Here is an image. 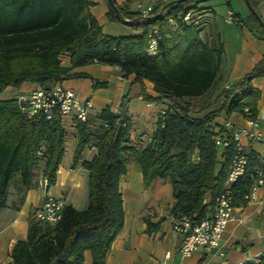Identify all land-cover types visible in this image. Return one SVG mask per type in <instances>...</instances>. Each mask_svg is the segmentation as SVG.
<instances>
[{
	"label": "trees",
	"instance_id": "trees-1",
	"mask_svg": "<svg viewBox=\"0 0 264 264\" xmlns=\"http://www.w3.org/2000/svg\"><path fill=\"white\" fill-rule=\"evenodd\" d=\"M168 1L156 0L151 5L149 15L155 16L153 19L116 2L122 17L128 20L117 17L109 5L107 17L138 30L160 22L164 15H156L162 10L166 14L199 11L197 0L175 1L163 8ZM259 1L248 0L255 11ZM196 20L184 26L180 38L171 40V48L162 41L163 50L149 55L144 50L145 34H104L88 10V0H0V91L24 81L48 88L62 77H87L83 72H71L72 68L99 62L133 73L134 82L142 89V80H149L157 95L152 97L142 90L143 99L166 104L152 140L138 148L128 144L131 123L125 98L115 110L105 106L85 120L75 119L78 141L71 166L77 165L89 144L97 150L91 160L82 161L87 170V205L83 209L63 205L60 218L53 224L39 220L32 212L26 237L12 246V264H82L86 250L92 264H105L106 253L123 228L119 180L132 159L140 166L145 188L156 178L171 184V215L182 213L196 224L211 210L228 173L233 142L223 147L218 160L215 123L209 121L220 112L256 117L260 93L251 81L264 75V57L224 87L211 109L192 115L190 104L183 98L201 97L212 87L223 51L222 44L210 45L200 38ZM234 23L243 24L264 39V28L252 13L244 19L238 17ZM64 52L69 55V66L60 63L59 56ZM106 84L95 82V86ZM23 104L18 99H0V208L16 174L24 187L35 184L33 170L38 163H42L47 186L53 184L63 155L65 130L56 109L50 118L42 111L28 116L22 111ZM248 154L254 161L253 152ZM251 185L252 180L244 176L232 184L235 204L245 203L244 195ZM205 195L207 202L203 201ZM144 219L148 234L159 229L161 219ZM204 260L201 256L197 264H204ZM242 264H264V255L259 261L245 260Z\"/></svg>",
	"mask_w": 264,
	"mask_h": 264
},
{
	"label": "crops",
	"instance_id": "crops-1",
	"mask_svg": "<svg viewBox=\"0 0 264 264\" xmlns=\"http://www.w3.org/2000/svg\"><path fill=\"white\" fill-rule=\"evenodd\" d=\"M117 5L128 11L138 12L156 0H114ZM167 1V0H162ZM196 23L199 36L210 45L222 44L220 70L212 87L214 99L222 89L249 72L257 61L264 57V39L258 37L243 24L225 20L228 12L241 19L251 12L245 0H197ZM226 5L224 9V5ZM88 10L101 25L106 35L130 36L137 34L132 26L124 22L110 21L107 17L109 6L105 0H88ZM257 12L264 20V0H260ZM60 63L69 66V55L59 56ZM71 72H83L87 77H62L58 81L69 87L80 97L91 99L94 114L105 106L115 110L121 100H127L125 111L130 116L128 144L137 148L148 143L157 129V113L165 109L163 102L147 101L142 90L152 97L157 95L153 84L143 79L134 82L133 73H124L118 65L93 62L72 68ZM95 82H106L105 86H95ZM252 86L259 90L256 117L258 130L264 135V75L255 77ZM41 87L35 82L24 81L19 86H6L0 91V99H18L26 97L31 91ZM206 92V93H207ZM213 99V101H214ZM212 101V102H213ZM248 117L233 112L226 116L220 112L215 118V128L226 121L237 127L248 126ZM65 130L63 155L56 171L55 182L48 186L41 184L42 163L34 168V185L24 187L16 174L7 188V198L0 208V264H12L11 249L18 239H24L28 229V219L32 212L41 208L48 198H60L63 205L70 204L76 209L87 205V170L82 161L91 160L96 147L89 144L81 153L75 167L71 166L73 153L78 141L75 119L67 117L62 122ZM240 142L244 150L262 151L258 143L242 137ZM222 147L218 148V160ZM194 159L198 161L197 153ZM124 210V224L113 240L105 256V264H197L204 256V264H242L245 260L259 261L264 255V188L258 187L256 199L245 201L237 206L232 219L228 220L217 246L210 249L197 248L181 258L177 252L180 236L170 227V207L173 204L172 186L167 180L156 178L149 187L142 182L139 164L130 160L126 173L119 180ZM206 202L208 196H204ZM151 221L161 219L159 229L148 234L145 217ZM169 252L170 256L164 258ZM82 264H92L89 251L84 252Z\"/></svg>",
	"mask_w": 264,
	"mask_h": 264
},
{
	"label": "built area",
	"instance_id": "built-area-1",
	"mask_svg": "<svg viewBox=\"0 0 264 264\" xmlns=\"http://www.w3.org/2000/svg\"><path fill=\"white\" fill-rule=\"evenodd\" d=\"M151 5L143 7L139 12L143 18L149 20ZM194 10L190 9L185 13H169L162 10L164 15L160 22H156L147 28L138 29L137 32L145 34L146 44L144 50L149 55H155L163 50L162 41L166 47H172V39H178L183 33L184 26L194 20ZM127 19V18H125ZM128 20V19H127ZM225 20L235 22L238 17L232 12H228ZM23 102L22 111L31 116L37 111H42L47 118L52 116L53 109H56L63 122L67 117L77 120H85L93 110L90 98L80 97L69 87H65L55 82L48 88L39 87L31 91L26 97L18 99ZM247 109H244L246 112ZM165 110L160 109L157 113V120L163 118ZM248 126L237 127L233 123L226 121L219 127H214V140L217 146L225 147L229 141L233 142V153L228 168L227 176L223 186L214 200L211 210L196 224H192L190 218L182 213L170 215V227L172 231L180 236V243L177 252L181 258L189 255L197 248L210 249L218 244L221 234L228 220L234 216L237 206L232 194V184L240 177L244 176L252 180L249 191L244 195L246 201L256 199L258 187L264 188V150L253 152L254 161L251 162L249 154L244 150L240 138L245 137L251 142L258 143L264 147V135L258 130L259 121L257 117L248 118ZM209 121V124H212ZM41 184L47 185L43 177ZM204 202L206 199L204 197ZM63 202L60 198H48L41 208L35 211V216L42 221L55 223L61 216ZM170 253L164 254L168 258Z\"/></svg>",
	"mask_w": 264,
	"mask_h": 264
},
{
	"label": "rangeland",
	"instance_id": "rangeland-1",
	"mask_svg": "<svg viewBox=\"0 0 264 264\" xmlns=\"http://www.w3.org/2000/svg\"><path fill=\"white\" fill-rule=\"evenodd\" d=\"M223 5L225 9L226 5L225 4ZM197 15H199V11L194 13V18H196ZM214 96L215 95L213 91H209L205 93L204 95H202L201 97H195V98L184 97L183 100H185L186 102L190 104V113L192 115H200L202 113V110L204 111V110L211 109Z\"/></svg>",
	"mask_w": 264,
	"mask_h": 264
},
{
	"label": "water",
	"instance_id": "water-1",
	"mask_svg": "<svg viewBox=\"0 0 264 264\" xmlns=\"http://www.w3.org/2000/svg\"><path fill=\"white\" fill-rule=\"evenodd\" d=\"M108 5L112 8V10L114 11L115 15L117 17H119L120 19H122L123 21H127V19L123 18L120 11H119V8L117 7V5L115 4V1L114 0H106ZM175 1H181V0H170L168 1L164 6L163 8H165L166 6L174 3ZM250 12L255 16V18L257 19V21L259 22L260 26L262 28H264V20H262L261 16L259 15V13L257 11H255L251 5L249 4L248 0H245ZM161 13V11L156 15L158 16L159 14ZM155 16L151 15L149 16V19H153Z\"/></svg>",
	"mask_w": 264,
	"mask_h": 264
}]
</instances>
